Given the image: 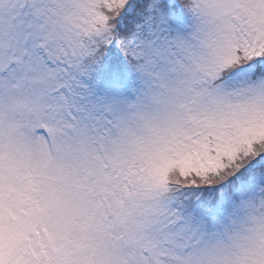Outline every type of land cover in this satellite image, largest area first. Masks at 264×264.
<instances>
[{
	"label": "snow or ice",
	"instance_id": "6c2138e0",
	"mask_svg": "<svg viewBox=\"0 0 264 264\" xmlns=\"http://www.w3.org/2000/svg\"><path fill=\"white\" fill-rule=\"evenodd\" d=\"M0 264H264V0H0Z\"/></svg>",
	"mask_w": 264,
	"mask_h": 264
}]
</instances>
